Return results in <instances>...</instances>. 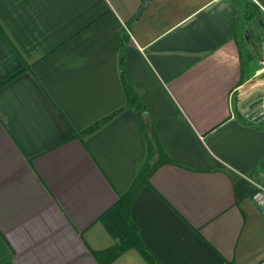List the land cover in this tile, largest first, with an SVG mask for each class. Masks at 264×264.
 I'll list each match as a JSON object with an SVG mask.
<instances>
[{"label": "crops", "instance_id": "crops-1", "mask_svg": "<svg viewBox=\"0 0 264 264\" xmlns=\"http://www.w3.org/2000/svg\"><path fill=\"white\" fill-rule=\"evenodd\" d=\"M231 1L0 0V264H149L112 259L100 222L143 172L130 215L158 264H264V118L239 109L264 31Z\"/></svg>", "mask_w": 264, "mask_h": 264}, {"label": "trees", "instance_id": "trees-1", "mask_svg": "<svg viewBox=\"0 0 264 264\" xmlns=\"http://www.w3.org/2000/svg\"><path fill=\"white\" fill-rule=\"evenodd\" d=\"M262 1V0H261ZM238 9L237 17L241 20L245 27L249 28L254 25V23H259L264 31L263 21L258 17H256V13H260V7L256 5L254 2L250 0H233L231 1ZM264 6V4H263ZM247 30V37L250 38V30ZM128 42V36L126 35L125 40L123 42L124 47ZM124 49V48H123ZM246 50V49H244ZM249 57H251L250 53H247ZM253 55V54H252ZM121 72L123 83L127 92V108H131L134 112L140 117V120L144 122V114L146 113V107L143 105L138 93L132 87L125 69V54L124 51L121 52ZM113 116L107 117L86 131H84L81 136H88L102 126H104L107 122H109ZM151 151L153 152V147L150 146ZM144 172L143 175L136 181L130 192L124 197L120 198L117 204L112 207L107 213H105L101 218L100 222L104 225L108 233L112 236L114 240V247L109 252L112 255V259H116L121 256L125 252L135 249L140 252V254L144 257V259L149 264H158L148 253L145 248L140 232L138 228L132 221L131 218V208L134 201V198L139 191V189L145 184Z\"/></svg>", "mask_w": 264, "mask_h": 264}, {"label": "water", "instance_id": "water-1", "mask_svg": "<svg viewBox=\"0 0 264 264\" xmlns=\"http://www.w3.org/2000/svg\"><path fill=\"white\" fill-rule=\"evenodd\" d=\"M247 42L249 43V38L246 37ZM264 91H256L245 98L239 107L244 108V115H246L248 120L258 122L263 119L262 112H264ZM259 97L258 99H256Z\"/></svg>", "mask_w": 264, "mask_h": 264}, {"label": "built area", "instance_id": "built-area-1", "mask_svg": "<svg viewBox=\"0 0 264 264\" xmlns=\"http://www.w3.org/2000/svg\"><path fill=\"white\" fill-rule=\"evenodd\" d=\"M252 200L256 203L260 212L264 215V184H257L252 194Z\"/></svg>", "mask_w": 264, "mask_h": 264}, {"label": "rangeland", "instance_id": "rangeland-1", "mask_svg": "<svg viewBox=\"0 0 264 264\" xmlns=\"http://www.w3.org/2000/svg\"><path fill=\"white\" fill-rule=\"evenodd\" d=\"M253 1H255V2H257L258 4H259V7H260V13H256V15H260V19L262 20L263 19V17H264V6H263V4H264V0H262V2L259 0H253ZM263 21V20H262ZM261 33H263L262 32V30H257V32H256V34H258V35H260ZM251 41H253V39L251 40H249V42L251 43ZM262 91H264V87H262ZM240 110H244V108H239ZM263 115H264V113H262ZM263 118H264V116H262Z\"/></svg>", "mask_w": 264, "mask_h": 264}]
</instances>
